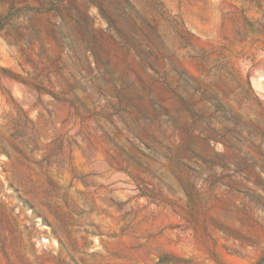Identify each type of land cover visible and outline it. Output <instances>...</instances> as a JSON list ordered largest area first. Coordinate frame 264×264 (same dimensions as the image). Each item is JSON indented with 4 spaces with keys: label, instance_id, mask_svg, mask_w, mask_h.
Masks as SVG:
<instances>
[{
    "label": "rangeland",
    "instance_id": "rangeland-1",
    "mask_svg": "<svg viewBox=\"0 0 264 264\" xmlns=\"http://www.w3.org/2000/svg\"><path fill=\"white\" fill-rule=\"evenodd\" d=\"M0 264H264V0H0Z\"/></svg>",
    "mask_w": 264,
    "mask_h": 264
}]
</instances>
